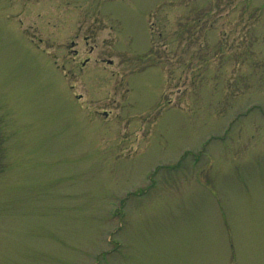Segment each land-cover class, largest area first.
<instances>
[{
  "label": "rangeland",
  "instance_id": "obj_1",
  "mask_svg": "<svg viewBox=\"0 0 264 264\" xmlns=\"http://www.w3.org/2000/svg\"><path fill=\"white\" fill-rule=\"evenodd\" d=\"M0 264H264V0H0Z\"/></svg>",
  "mask_w": 264,
  "mask_h": 264
}]
</instances>
